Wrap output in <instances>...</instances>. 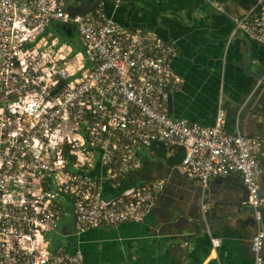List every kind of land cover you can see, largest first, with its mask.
<instances>
[{
  "label": "built area",
  "instance_id": "built-area-1",
  "mask_svg": "<svg viewBox=\"0 0 264 264\" xmlns=\"http://www.w3.org/2000/svg\"><path fill=\"white\" fill-rule=\"evenodd\" d=\"M202 1L230 18L232 35L264 45V0L237 15ZM177 56L153 31L121 27L103 1L72 13L67 0H0V264H84L83 235L143 223L165 181L114 192L154 145L183 149L179 172L204 192L213 179L239 178L252 208L253 264H264L263 143L227 133L221 109L211 127L169 116Z\"/></svg>",
  "mask_w": 264,
  "mask_h": 264
},
{
  "label": "crops",
  "instance_id": "crops-1",
  "mask_svg": "<svg viewBox=\"0 0 264 264\" xmlns=\"http://www.w3.org/2000/svg\"><path fill=\"white\" fill-rule=\"evenodd\" d=\"M98 1L121 27L153 31L175 44L178 56L172 69L181 85L169 100L171 118L211 127L221 109L227 133L239 129L258 137L264 148V89L252 93L262 82L257 76H264V45L242 33L232 35L230 18L211 11L202 0H121L117 6L114 0H67V8L89 12ZM228 7L230 14L243 12ZM158 147L152 148L153 156L141 154V170L114 192L162 179L165 187L156 205L144 223L83 235L84 264H253L254 221L251 208L242 209L247 194L239 178L213 179L204 192L179 172V165L170 167L157 157ZM178 150L166 149L165 158ZM99 172L96 168L97 176ZM259 188H264V175ZM71 223L62 224L70 228ZM212 239L219 244L214 246Z\"/></svg>",
  "mask_w": 264,
  "mask_h": 264
},
{
  "label": "trees",
  "instance_id": "trees-1",
  "mask_svg": "<svg viewBox=\"0 0 264 264\" xmlns=\"http://www.w3.org/2000/svg\"><path fill=\"white\" fill-rule=\"evenodd\" d=\"M218 1L223 3V4H225V5L227 4L226 5L227 7H228L229 4L234 5L236 8L242 10L243 12L248 11L249 9L254 7L256 5V3H257V0H218ZM56 31L62 37H64V38L66 37L67 38L66 34L64 33V30L63 29L61 30V26L60 25L56 26ZM75 38H76V35L73 34L71 37H69V40H71L72 42H74L77 45V40ZM155 147H156L155 145L152 147L154 151H155ZM166 153L167 152H166L165 147L163 145H159V147L156 150L157 157H159L160 159L165 160L167 165L170 166V167H174V166L180 165V163H181V161L183 159V150L179 149L177 152L174 153V155L172 157L167 158V159L165 158Z\"/></svg>",
  "mask_w": 264,
  "mask_h": 264
},
{
  "label": "water",
  "instance_id": "water-1",
  "mask_svg": "<svg viewBox=\"0 0 264 264\" xmlns=\"http://www.w3.org/2000/svg\"><path fill=\"white\" fill-rule=\"evenodd\" d=\"M82 13V12H81ZM66 32H67V34H68V36H70V34H71V29H67L66 30ZM258 78H260L261 79V81H262V83L264 84V76H257ZM170 102V101H169ZM245 107H242L241 109H242V112H243V109H244ZM259 197L260 198H264V188H259ZM245 203H244V205L242 206V209H244V210H247L248 208H251L246 202H247V195H246V198H245V201H244ZM251 210H252V208H251ZM260 210H262V211H264V205L263 206H261L260 207Z\"/></svg>",
  "mask_w": 264,
  "mask_h": 264
},
{
  "label": "rangeland",
  "instance_id": "rangeland-1",
  "mask_svg": "<svg viewBox=\"0 0 264 264\" xmlns=\"http://www.w3.org/2000/svg\"><path fill=\"white\" fill-rule=\"evenodd\" d=\"M73 34H75V35H76V33H75L74 31L72 32V35H73ZM75 39L77 40V38H75ZM145 220H146V219H145ZM145 220H144V222H145ZM144 222H143V223H144Z\"/></svg>",
  "mask_w": 264,
  "mask_h": 264
}]
</instances>
